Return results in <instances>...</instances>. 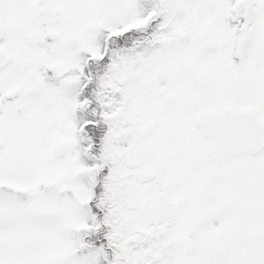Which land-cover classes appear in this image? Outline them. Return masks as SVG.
<instances>
[{"label": "snow or ice", "instance_id": "obj_1", "mask_svg": "<svg viewBox=\"0 0 264 264\" xmlns=\"http://www.w3.org/2000/svg\"><path fill=\"white\" fill-rule=\"evenodd\" d=\"M0 264H264V0H0Z\"/></svg>", "mask_w": 264, "mask_h": 264}]
</instances>
